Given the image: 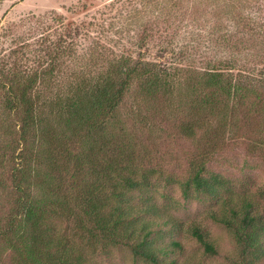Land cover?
Instances as JSON below:
<instances>
[{
	"label": "trees",
	"instance_id": "trees-1",
	"mask_svg": "<svg viewBox=\"0 0 264 264\" xmlns=\"http://www.w3.org/2000/svg\"><path fill=\"white\" fill-rule=\"evenodd\" d=\"M248 54L264 59V46ZM99 63L95 73L85 69L67 78L69 94H60L64 78L54 68L44 80L35 75L5 90L0 264H102L98 258H110L111 247L119 246L146 263L167 264L183 245L165 239L184 222L159 204L162 183L181 186L185 200L220 207L209 218L232 231L238 264H257L264 256V189L255 196L244 189L250 182L208 166L229 140H242L250 154L264 151V80L256 88L232 59L203 71L146 60L139 52ZM38 84L53 89L41 93ZM183 141L195 147L187 176L165 177L151 144ZM159 234L163 245L154 247ZM190 234L205 254L219 255L210 234L198 226Z\"/></svg>",
	"mask_w": 264,
	"mask_h": 264
},
{
	"label": "rangeland",
	"instance_id": "rangeland-1",
	"mask_svg": "<svg viewBox=\"0 0 264 264\" xmlns=\"http://www.w3.org/2000/svg\"><path fill=\"white\" fill-rule=\"evenodd\" d=\"M210 38H214L213 44ZM260 44L264 46V0H2L0 121L6 114V91L12 83L22 84L35 75L44 80L43 73L54 68L55 76L64 78L59 85L60 94H69L67 78L72 73L80 74L85 69L95 73L94 65L103 67L99 61L109 64L122 55L137 57L138 52L146 60L156 59L168 66L197 71L205 70L209 63L232 59L242 73L246 70L245 75L251 77L249 81L252 79V84L261 89L264 59L248 54ZM230 45L238 51L229 50ZM187 50L188 57L183 58ZM178 56L182 59L180 63L175 59ZM37 89L48 94L53 85L48 91L42 84ZM127 101L131 103L133 97ZM199 140L202 139L196 141ZM151 147L165 177L182 180L187 176L188 156L195 150L193 145L187 141L153 142ZM208 167L233 181L250 182L254 186H244V189H250L255 196L259 189H264V151L250 154L242 140H229ZM163 187L164 183L157 188L159 204H164L173 218L184 222L178 233L165 239V244L173 238L183 245V251L171 254L167 264H238L239 253L232 231L209 218V213L219 212L221 208L209 202L185 200L179 185ZM235 187L241 191V186ZM196 226L210 234L219 255L204 253L190 234ZM161 239V234L152 238L154 247H162ZM110 252V258L100 257L99 262L151 264L134 257L129 247H111ZM257 264H264V256Z\"/></svg>",
	"mask_w": 264,
	"mask_h": 264
}]
</instances>
